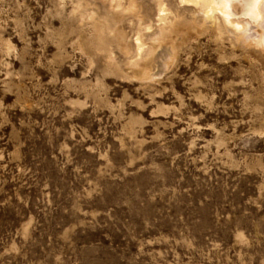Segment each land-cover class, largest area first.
<instances>
[{"label":"rangeland","instance_id":"obj_1","mask_svg":"<svg viewBox=\"0 0 264 264\" xmlns=\"http://www.w3.org/2000/svg\"><path fill=\"white\" fill-rule=\"evenodd\" d=\"M112 9L0 0V264H264L256 24H179L145 77Z\"/></svg>","mask_w":264,"mask_h":264},{"label":"bare ground","instance_id":"obj_2","mask_svg":"<svg viewBox=\"0 0 264 264\" xmlns=\"http://www.w3.org/2000/svg\"><path fill=\"white\" fill-rule=\"evenodd\" d=\"M106 1L110 8L120 7L121 10L117 12L112 9L110 15L104 16L100 30L107 35L117 30L113 29V23L135 18L131 40L120 43L119 48L131 65L149 59L150 68L142 73L145 77L153 74L156 65H161L173 53L175 46L171 42H164L163 38L179 24H188L190 28L214 25L218 33L229 31L243 40L247 38L244 34L246 24L253 22L257 26L254 32L256 39L251 41L264 52V0H174L173 7L167 3L168 0H155L152 16L147 19L135 0H128L125 5L122 0ZM180 10L188 11L189 16ZM117 34L113 38H118Z\"/></svg>","mask_w":264,"mask_h":264}]
</instances>
